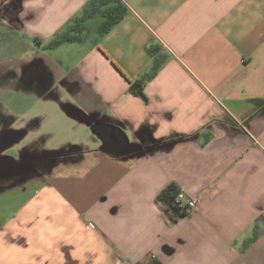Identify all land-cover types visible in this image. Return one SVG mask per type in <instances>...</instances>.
<instances>
[{"label":"crops","instance_id":"obj_1","mask_svg":"<svg viewBox=\"0 0 264 264\" xmlns=\"http://www.w3.org/2000/svg\"><path fill=\"white\" fill-rule=\"evenodd\" d=\"M91 1L0 0V264H264V0Z\"/></svg>","mask_w":264,"mask_h":264},{"label":"trees","instance_id":"obj_2","mask_svg":"<svg viewBox=\"0 0 264 264\" xmlns=\"http://www.w3.org/2000/svg\"><path fill=\"white\" fill-rule=\"evenodd\" d=\"M110 0H92L82 14L72 21L64 30L58 33L48 44V47L54 48L66 42H75L83 38L82 24L89 16L101 10V7L108 5ZM106 20L102 25L104 32L109 31L115 24L119 23L128 13L127 6L120 0H114V5L106 8L103 12ZM154 57L153 68L150 73L143 76L142 79L135 80L131 83L130 89L134 94L144 96L143 86L147 80L152 79L161 69L166 60V56L160 53L157 47L149 48ZM180 191L178 184L172 182L167 185L156 197L158 204L170 213L173 220L187 215L186 211L175 204V197ZM258 231L255 233L257 236ZM151 264H161L160 261L154 260Z\"/></svg>","mask_w":264,"mask_h":264},{"label":"built area","instance_id":"obj_3","mask_svg":"<svg viewBox=\"0 0 264 264\" xmlns=\"http://www.w3.org/2000/svg\"><path fill=\"white\" fill-rule=\"evenodd\" d=\"M175 204L184 209L188 214L196 208L197 200L190 196L184 189H180L175 197Z\"/></svg>","mask_w":264,"mask_h":264},{"label":"flooded vegetation","instance_id":"obj_4","mask_svg":"<svg viewBox=\"0 0 264 264\" xmlns=\"http://www.w3.org/2000/svg\"><path fill=\"white\" fill-rule=\"evenodd\" d=\"M35 71H36V70H35ZM40 72H41V71L38 70L37 73H36L38 78H39V76H40V74H41ZM13 74H14V73H13V71H11V70H8V72H7L6 74H4V75H3V73H0V84H2V81H3L2 78H8V77L12 76ZM41 78H42V77H40V80H41ZM38 85H39V84H38Z\"/></svg>","mask_w":264,"mask_h":264},{"label":"rangeland","instance_id":"obj_5","mask_svg":"<svg viewBox=\"0 0 264 264\" xmlns=\"http://www.w3.org/2000/svg\"><path fill=\"white\" fill-rule=\"evenodd\" d=\"M99 17H100V16H99ZM0 71H1V68H0ZM3 97H4V95H3ZM4 98H5V99H9V98H10V94H6ZM38 152H39V153H45L46 150H42V148H39V149H38Z\"/></svg>","mask_w":264,"mask_h":264}]
</instances>
